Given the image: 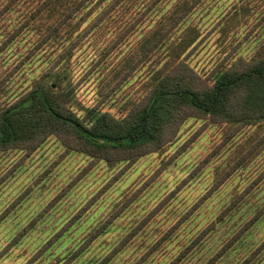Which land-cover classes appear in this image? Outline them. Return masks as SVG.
<instances>
[{
  "label": "rangeland",
  "instance_id": "obj_1",
  "mask_svg": "<svg viewBox=\"0 0 264 264\" xmlns=\"http://www.w3.org/2000/svg\"><path fill=\"white\" fill-rule=\"evenodd\" d=\"M235 1L213 0L191 17L201 41L184 59L207 82L225 58L250 59L262 42L264 25L245 35L247 25H226L222 19ZM257 1L247 14L249 27L264 14ZM171 5L167 2L163 11ZM125 8H116L100 32L87 34L90 17L80 31L64 27L57 40L28 59L46 27L40 34L20 32L5 53L6 65L0 63V80L23 63L0 87V101L13 102L41 84L51 86L81 118L90 109L125 117L151 91L153 71L164 66L161 51L144 55L139 41L145 27L137 23L140 15L133 7ZM158 18L150 16L147 22L154 25ZM63 44L69 57L53 66ZM173 128L172 142L133 163L121 161L118 153L87 151L68 134L48 136L32 151L0 149V264H66L68 253L100 231L70 264L98 263L142 224L107 264H135L161 239L163 244L143 264H169L210 226L195 251L177 264H206L215 257L264 204V121L234 132L228 123L185 115ZM234 203L233 213L219 218ZM263 241L264 217L214 264H241ZM46 244V253L39 254ZM255 264H264V257Z\"/></svg>",
  "mask_w": 264,
  "mask_h": 264
},
{
  "label": "trees",
  "instance_id": "obj_2",
  "mask_svg": "<svg viewBox=\"0 0 264 264\" xmlns=\"http://www.w3.org/2000/svg\"><path fill=\"white\" fill-rule=\"evenodd\" d=\"M166 1L172 5L165 13L163 9L167 4ZM212 1L0 0V63L2 65H6L5 53L20 36V32L29 30L40 34L46 27L43 39H37L33 49L25 57L28 59L38 50L40 52L44 44L57 40L64 27H71L72 32L80 31L82 24L89 17L87 34L102 31L106 22L112 21L111 17L117 13L115 9H122L125 6H129L128 9L133 7L135 13H139L137 23L140 21L145 27V35L141 36L139 41L144 55L161 51V63L163 62L164 65L153 71L150 78L153 87L148 95L122 118L95 109H90L81 118L65 107L60 101L61 96L53 92L51 86L45 88L41 84H36L24 95L17 96L13 102L7 99L0 101V149L21 147L32 151L48 136L68 134L87 151L105 152L108 155L118 153L121 161L133 163L140 156L156 152L163 145L172 142L176 133L173 127L183 121L185 115H198L228 123L234 132H237L241 125L264 121V31L259 38L262 42L256 45L250 59L225 58L214 69L208 82L200 79L185 62L184 58L192 53L201 41L198 25L192 23L191 17L198 14L202 6ZM252 1H235L222 17L226 25L241 23L247 25L245 35L248 32L251 34L255 29L260 30L264 25V14L257 19L258 23L253 24L254 27H249L247 24V14L252 9L250 7ZM258 1L260 5H264V0ZM150 16L159 17L151 26L147 22ZM135 24L133 22L132 27ZM225 28L228 29L229 26ZM225 32L223 28L222 34L225 35ZM64 35L67 38L69 36L68 33ZM247 38L248 36L244 40ZM53 43L51 44L54 45ZM66 46L63 44L62 52L53 59L55 60L53 66L64 63L69 57ZM21 63L23 61L1 78L0 87L15 74ZM242 161L236 166H241ZM174 194H170L169 197ZM234 207L235 203L232 207L226 208L219 218L232 214ZM263 217L264 204L257 208L253 217L246 221L238 233L206 264H214L216 260L225 256ZM142 228L143 224L136 227L120 241V246L115 248L109 257L94 264H107L110 257L130 242V238ZM174 229L169 230L165 238L170 237ZM212 229L213 226H210L195 240H191L169 264H177L181 259L190 256L199 246L203 235ZM99 233L100 231L94 232L79 249L68 253L65 257L66 264L81 256ZM23 235L24 233H20L11 244H15ZM51 242L53 240L49 241ZM162 242L163 239L152 243L148 252L135 264H143L146 256L159 248ZM48 245H44V249L39 251V254L46 253ZM263 257L264 241L241 264H255L262 261Z\"/></svg>",
  "mask_w": 264,
  "mask_h": 264
}]
</instances>
